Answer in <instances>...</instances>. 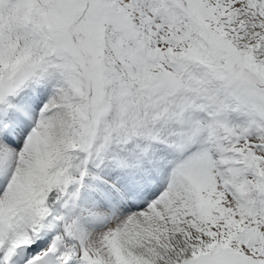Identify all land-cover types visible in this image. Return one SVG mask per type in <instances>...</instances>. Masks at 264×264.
<instances>
[{
  "label": "snow or ice",
  "instance_id": "snow-or-ice-1",
  "mask_svg": "<svg viewBox=\"0 0 264 264\" xmlns=\"http://www.w3.org/2000/svg\"><path fill=\"white\" fill-rule=\"evenodd\" d=\"M0 264H264V0H0Z\"/></svg>",
  "mask_w": 264,
  "mask_h": 264
}]
</instances>
